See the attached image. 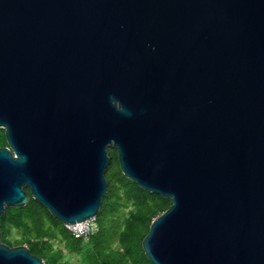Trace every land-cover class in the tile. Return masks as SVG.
I'll list each match as a JSON object with an SVG mask.
<instances>
[{"label":"water","instance_id":"obj_1","mask_svg":"<svg viewBox=\"0 0 264 264\" xmlns=\"http://www.w3.org/2000/svg\"><path fill=\"white\" fill-rule=\"evenodd\" d=\"M0 129V216L97 218L114 147L153 264H264V0H0Z\"/></svg>","mask_w":264,"mask_h":264},{"label":"trees","instance_id":"obj_2","mask_svg":"<svg viewBox=\"0 0 264 264\" xmlns=\"http://www.w3.org/2000/svg\"><path fill=\"white\" fill-rule=\"evenodd\" d=\"M7 146L5 130L0 129V147ZM111 159L106 173L108 192L103 198V205L96 218L100 229L96 235L91 236L92 251L85 250L83 237L75 236L31 195L25 207L8 208L6 215L0 217L2 241H8V224L13 223L25 228L28 234L25 239L16 241L13 245L15 247L28 245L32 254L39 256L48 264H67L61 260L63 257L61 250L50 249L49 242L53 240L64 243L69 251L82 256L83 262L88 264H153L145 254L143 240L148 235L152 222L166 212L172 202L158 194L143 190L122 173L118 157ZM131 201L135 207L134 221L129 219L127 226L122 230L120 220L115 218L120 209ZM107 209L109 211H106ZM101 215L115 222L113 229H110L107 223L100 222ZM117 237L120 238L122 247L113 249L112 244Z\"/></svg>","mask_w":264,"mask_h":264},{"label":"rangeland","instance_id":"obj_3","mask_svg":"<svg viewBox=\"0 0 264 264\" xmlns=\"http://www.w3.org/2000/svg\"><path fill=\"white\" fill-rule=\"evenodd\" d=\"M108 151H109V155H110L111 158L118 157L117 150L114 147H109ZM111 161H112V159H111ZM7 209H6V212H5L4 215H6ZM134 209H135V207L133 205V202L131 201V202L128 203V205L126 207L121 208L119 213L117 214L115 219H119L120 220L121 225H122V230H124L125 227L127 226L128 222H129L128 221L129 219L131 221H134V218H133ZM106 211H109V209H107ZM100 222L102 224L107 223V225L110 226V229H113V227H114L113 225L115 224V222H113L112 219H108L104 215L100 216ZM93 228H94V231H95L94 235H96L99 232V229H100L99 223H98L97 220L94 222ZM8 229H9V232H8V235H7V240L8 241L7 242H3V243H5L6 245H8L10 247H15L13 245V243H15L16 241L25 239L28 236L27 231L25 230V228L17 226V225H15L13 223L8 224ZM94 235H91V236H94ZM91 236L90 237H84L85 250H89L90 251L91 248H92L91 247V243H90L91 242ZM25 246L29 247L28 245H25ZM49 247L53 251L61 250L63 252V257H62L61 260H63V262H65L67 264H88L86 262H83V259H82L83 257L82 256H78V255L72 253L71 251H69L66 248L64 243H61L58 240L50 241L49 242ZM121 247H122V244H121L120 238L117 237L113 241L112 248L113 249H119ZM43 261H44V264H48L47 261H45V260H43Z\"/></svg>","mask_w":264,"mask_h":264},{"label":"built area","instance_id":"obj_4","mask_svg":"<svg viewBox=\"0 0 264 264\" xmlns=\"http://www.w3.org/2000/svg\"><path fill=\"white\" fill-rule=\"evenodd\" d=\"M95 221H96V218L83 222V223L69 225L67 227L77 237H83V238L90 237L91 235L95 234V231L93 228Z\"/></svg>","mask_w":264,"mask_h":264}]
</instances>
